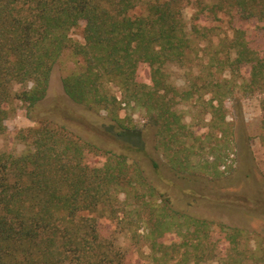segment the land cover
Segmentation results:
<instances>
[{
  "label": "trees",
  "instance_id": "1",
  "mask_svg": "<svg viewBox=\"0 0 264 264\" xmlns=\"http://www.w3.org/2000/svg\"><path fill=\"white\" fill-rule=\"evenodd\" d=\"M188 2L196 7L191 29L185 0H0V131L7 129L15 100L26 103L37 121L22 134L23 152H0V264H264V236L252 242L243 227L178 208L162 186L171 176L218 183L195 171L209 158L196 144L203 135L184 122L180 103L211 94L212 126L224 136L233 133L227 80L190 78L189 87L180 88L172 79L170 65L193 63L198 55L193 34L205 33L201 18L224 11L248 23L233 28L223 43L226 56L218 60L230 77L241 78L240 86L261 95L264 140V53L250 40L264 34V0ZM81 21L83 42L70 33ZM67 51L82 64L63 76L66 94L107 111L117 150L74 135L63 120L68 115L31 113L47 96L54 65ZM142 64L150 68L149 83L137 79ZM243 66L250 67L248 79ZM110 82L120 87L121 99L107 88ZM124 102L146 110L145 127L120 116ZM120 231L130 233L129 246L118 243Z\"/></svg>",
  "mask_w": 264,
  "mask_h": 264
},
{
  "label": "rangeland",
  "instance_id": "2",
  "mask_svg": "<svg viewBox=\"0 0 264 264\" xmlns=\"http://www.w3.org/2000/svg\"><path fill=\"white\" fill-rule=\"evenodd\" d=\"M184 4L185 20L191 29L196 7L188 0H185ZM141 11L142 8L136 10L138 13ZM199 24H202L205 33L199 37L193 34L199 49L198 55H194L193 63L170 65L172 79L180 88L189 87L190 78H196L199 83L207 79L222 83L227 80L228 83L226 86L223 85V88L227 94L225 102L227 120L230 122L233 133L224 136L218 128L212 126L210 114L207 111L208 101H206L211 94L199 98L195 96L180 103L179 110L182 111L184 122L188 123L196 135H203L201 141L204 146L200 145L201 141L198 140L196 144L204 152V156L209 158L207 162L200 163L195 171L198 174H208L218 183L210 187L205 182L189 181L187 183L185 180L169 175L170 182L168 177H165L166 183L169 182V184L162 180V186L170 192L178 208H188L199 217L243 227L248 230L254 242L264 236V140L260 135L261 95L257 91L240 86L241 78L238 75L236 78L230 77L227 65L218 60L219 57L226 56L223 43L232 38L233 28L246 26L248 23L233 19L230 13L223 11L218 14V17L201 18ZM84 26L85 22L81 21L78 26L72 28L70 33L75 40L84 41ZM250 26H253V23H250ZM250 40L258 52L264 53L263 33L251 36ZM81 64V59L80 64H75V57L67 51L54 65L47 96L31 113L37 116L53 109L58 117L60 114L68 115L63 120L67 122L74 135L99 146L117 150V145L113 142L117 131L116 128L109 126L107 111L75 103L63 88V76ZM149 71V66L142 64L137 79L149 83ZM241 72L248 79L250 67L243 66ZM15 88L21 90L22 86L15 84ZM107 88L121 99L119 86L110 82L107 83ZM120 116L140 128L145 127L149 120L146 110L134 103H122ZM5 123L7 129L0 131V152H23L27 148V141L22 134L27 128L37 125L35 117L32 118L27 114V104L15 100ZM123 137L133 143L141 142L138 138L127 134ZM98 160H104V157L100 155ZM159 161L164 164L167 162L163 153H160ZM162 174L168 176L164 170ZM183 188H186L188 195L184 194ZM117 241L122 246H129L130 233L118 232ZM202 264H219V262L209 260Z\"/></svg>",
  "mask_w": 264,
  "mask_h": 264
}]
</instances>
